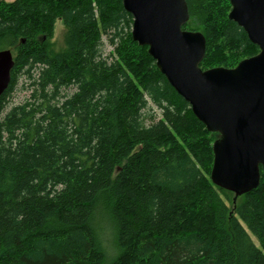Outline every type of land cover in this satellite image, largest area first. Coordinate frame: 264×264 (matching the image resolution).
I'll return each mask as SVG.
<instances>
[{
  "label": "trees",
  "instance_id": "trees-1",
  "mask_svg": "<svg viewBox=\"0 0 264 264\" xmlns=\"http://www.w3.org/2000/svg\"><path fill=\"white\" fill-rule=\"evenodd\" d=\"M185 3L202 70L258 53L228 0ZM131 28L122 0L0 2V264H264V175L235 202L211 183L217 135Z\"/></svg>",
  "mask_w": 264,
  "mask_h": 264
},
{
  "label": "water",
  "instance_id": "water-1",
  "mask_svg": "<svg viewBox=\"0 0 264 264\" xmlns=\"http://www.w3.org/2000/svg\"><path fill=\"white\" fill-rule=\"evenodd\" d=\"M14 0H0L12 2ZM228 19L258 48L233 68L202 70L205 39L185 30V0H122L132 17L131 38L189 105L193 116L217 138L212 143L211 183L234 195L253 191L264 175V0H228ZM13 58L0 51V96L10 82Z\"/></svg>",
  "mask_w": 264,
  "mask_h": 264
},
{
  "label": "rangeland",
  "instance_id": "rangeland-1",
  "mask_svg": "<svg viewBox=\"0 0 264 264\" xmlns=\"http://www.w3.org/2000/svg\"><path fill=\"white\" fill-rule=\"evenodd\" d=\"M63 34H64L63 28L59 25V23H56L55 29H54V32H53V37H52V40H51V43H53V49L54 50H60L62 48V46H63ZM104 51H105V53H109L111 51V49L108 48V47H105ZM212 66H213V63L212 64L209 63V64H206L203 67V69H206V70L207 69H211ZM25 97H26V94L24 93L23 90H21V83H20L17 86V88L14 91V93L12 94V97L10 99L9 107L21 103L25 99ZM155 113L157 114V112H155Z\"/></svg>",
  "mask_w": 264,
  "mask_h": 264
}]
</instances>
